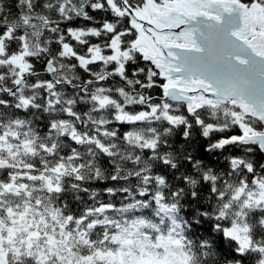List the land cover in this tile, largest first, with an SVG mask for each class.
I'll list each match as a JSON object with an SVG mask.
<instances>
[{"label":"snow or ice","instance_id":"snow-or-ice-1","mask_svg":"<svg viewBox=\"0 0 264 264\" xmlns=\"http://www.w3.org/2000/svg\"><path fill=\"white\" fill-rule=\"evenodd\" d=\"M0 264H264V0H0Z\"/></svg>","mask_w":264,"mask_h":264}]
</instances>
